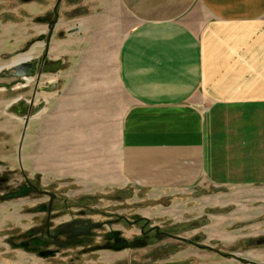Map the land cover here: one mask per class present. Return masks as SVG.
Segmentation results:
<instances>
[{
	"label": "crops",
	"instance_id": "1",
	"mask_svg": "<svg viewBox=\"0 0 264 264\" xmlns=\"http://www.w3.org/2000/svg\"><path fill=\"white\" fill-rule=\"evenodd\" d=\"M88 2L99 11L76 33L126 34L116 71L129 103L120 115L110 91L94 93L110 108L87 113L88 98L65 96L59 71L14 85L35 82L11 107L23 125L14 136L19 167L26 160L30 171L71 177L69 150L104 146L99 133L116 115L121 175L136 188L264 185V0ZM83 131L97 133L96 144L76 137L87 144L74 145Z\"/></svg>",
	"mask_w": 264,
	"mask_h": 264
},
{
	"label": "rangeland",
	"instance_id": "2",
	"mask_svg": "<svg viewBox=\"0 0 264 264\" xmlns=\"http://www.w3.org/2000/svg\"><path fill=\"white\" fill-rule=\"evenodd\" d=\"M88 1L0 0V70L10 69L29 57L33 61L43 57L62 59L57 74L59 81L64 76L65 96L84 94L83 98H88L87 113L95 114L102 109L107 112L105 106L110 108L106 105L110 100L91 97L110 91L121 115L129 100L118 83L116 56L126 34H96L95 30H84L83 35L76 33V28L89 22L91 13L99 11ZM128 23L131 28L130 19ZM39 37L43 40L38 41ZM28 44L33 46L25 51ZM46 79L47 76L40 81ZM13 81V78L0 79L5 84ZM34 83L21 90H13V86L0 89V176L8 181L0 196L23 182V172L38 191L55 195V209L61 215L56 222L82 214L97 224L110 223L112 229L120 230L126 240L132 241L139 238L140 228L132 223L143 217L150 226H159L161 231L188 243L152 237L144 247L79 257L77 247L49 257L15 249L7 240L13 238L18 243L20 235L44 217L29 213L48 200L33 193L0 200V252L6 264H264V245L255 244L257 239L264 238V185L214 188L203 182L194 188H136L121 175L116 115L105 125L106 130L99 133L105 139L104 146L69 150L77 159L71 162V177L48 175L43 169L30 171L26 160L19 167L13 156L14 141L23 125L18 128L11 107L14 98L19 93L28 94ZM83 112L84 109L81 117ZM96 136L97 133L87 131L72 135L74 145L79 147L87 143H77L78 137L96 144ZM25 152H29L27 147ZM103 231L106 229L102 228Z\"/></svg>",
	"mask_w": 264,
	"mask_h": 264
},
{
	"label": "flooded vegetation",
	"instance_id": "3",
	"mask_svg": "<svg viewBox=\"0 0 264 264\" xmlns=\"http://www.w3.org/2000/svg\"><path fill=\"white\" fill-rule=\"evenodd\" d=\"M46 20V19H45ZM50 61L46 59V57L41 58V60H30L28 61L30 64H35L34 69V77L40 78V74L42 73V68L45 65V62ZM61 67V66H60ZM33 78V77H32ZM14 85L19 84L16 79H14ZM11 88V87H9ZM27 88V87H26ZM30 91V89H29ZM31 97V96H30ZM28 103L24 102L25 112L29 114L33 110V101L32 98L28 99ZM26 104V105H25ZM26 114V115H27ZM2 161H0L1 166ZM23 175V182L14 190L9 193H14L22 190L23 188L28 189L31 194H38L44 197H47L48 200L38 204L34 209L30 210L29 213L32 212V215L36 216V214H41L44 217L39 218V221L32 227H30L23 235H20L18 243L27 242V248L30 253L34 254H46L47 257L54 256L57 251L68 250L74 247H77L78 252L77 256H88V254L101 252V251H109V252H119L125 251L127 249H134L147 246L148 242L152 237L162 239V238H170L175 241H184V238L175 237L169 233H165L160 230L159 226L148 224V220L139 217L134 219L132 225H138L139 228V238L131 240H126L123 237V234L118 229H112L111 224L108 222H102L97 224L85 216L77 215L75 218L70 220H65L62 222H56L57 219L61 217L59 215V211L55 209L56 206V197L54 194L48 191H38L34 185L30 182L28 178H24L25 174L21 172ZM8 183L6 177L0 176V191L4 189V186ZM2 196V195H1ZM0 196V197H1ZM4 196V195H3ZM1 200V199H0ZM95 224L99 225L98 228L93 227ZM102 228H105L106 231L101 232ZM113 232H119V234L115 235L112 238L108 236L113 234ZM28 233H31L30 236H27ZM102 233V235H101ZM42 240L45 243V246H39L37 248L33 247V241ZM123 241H126L127 248L123 250H113L115 247L120 246ZM10 245H15L14 239L11 238L7 240ZM16 243V244H18ZM192 244V243H191ZM258 245H264V238H259L255 242ZM32 249H35L32 251ZM239 262H242L240 259ZM243 263V262H242Z\"/></svg>",
	"mask_w": 264,
	"mask_h": 264
},
{
	"label": "water",
	"instance_id": "4",
	"mask_svg": "<svg viewBox=\"0 0 264 264\" xmlns=\"http://www.w3.org/2000/svg\"><path fill=\"white\" fill-rule=\"evenodd\" d=\"M41 40H43V37L38 38V41H41ZM32 46L30 44H28L25 51L29 50V48H31ZM31 59L32 58L30 57V58H28V60L26 59L24 61H21L19 63L11 65L10 69H1L2 71L0 70V79H2V78H13V79H16L17 82H22L25 79H28V77L29 78L34 77V75H35V73H34L35 64L34 63L30 64L28 62ZM60 66H61L60 60L47 61V62H45V65L41 71L43 74H47V73L55 74L60 70ZM13 84H14V82H12L10 84L0 83V89L9 88L10 86H13ZM27 113L25 112V115ZM28 193H29V190L23 188L22 190H20L18 192L7 193L6 195L1 196L0 199L1 200L19 199L20 197L22 198V197L27 196ZM93 227L98 228L99 225L95 224ZM30 234L31 233H28L27 236H30ZM117 234H119V232H113V234H110L108 237L112 238ZM183 240L186 241V239H183ZM26 244H28V243L27 242H21V243L13 245V248L22 249L26 252H29V249L27 248ZM32 244H33L34 248H37L39 246H45V243L42 240L33 241ZM125 248H127L126 241H123V243L120 246L115 247L113 250H123ZM34 250L35 249H32V251H34ZM40 256L47 257L46 254H40Z\"/></svg>",
	"mask_w": 264,
	"mask_h": 264
},
{
	"label": "bare ground",
	"instance_id": "5",
	"mask_svg": "<svg viewBox=\"0 0 264 264\" xmlns=\"http://www.w3.org/2000/svg\"><path fill=\"white\" fill-rule=\"evenodd\" d=\"M29 58H30V57H29ZM26 59H27V58H25L24 60H26ZM24 60H23V61H24ZM27 60H28V59H27Z\"/></svg>",
	"mask_w": 264,
	"mask_h": 264
}]
</instances>
